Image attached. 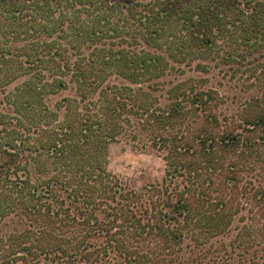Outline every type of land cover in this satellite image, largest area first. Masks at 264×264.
Wrapping results in <instances>:
<instances>
[{
    "label": "trees",
    "instance_id": "obj_1",
    "mask_svg": "<svg viewBox=\"0 0 264 264\" xmlns=\"http://www.w3.org/2000/svg\"><path fill=\"white\" fill-rule=\"evenodd\" d=\"M252 59L222 126L198 75ZM263 98L264 0H0V264H264ZM141 131L165 172L137 185L107 158Z\"/></svg>",
    "mask_w": 264,
    "mask_h": 264
},
{
    "label": "rangeland",
    "instance_id": "obj_2",
    "mask_svg": "<svg viewBox=\"0 0 264 264\" xmlns=\"http://www.w3.org/2000/svg\"><path fill=\"white\" fill-rule=\"evenodd\" d=\"M255 58L257 60V57ZM254 59L250 60L254 64L242 66L237 64L231 66L220 64L214 66L208 75H198L207 77V84L213 86L220 95V104L213 109V112L217 115V119L222 126L231 121L232 123L236 122L235 119H232V116L239 113L251 95L256 94L260 96L262 94L260 83L256 79L261 70L259 67L261 63H256L257 61ZM180 76L175 77L174 75H170L159 79L162 81L159 83L160 91H157V93H162L164 91L162 86H167L172 81L182 78ZM161 98H163V95ZM262 101H264V98ZM187 125L189 124L184 123L182 128ZM146 135L145 131H141L136 138L123 136L110 143L107 158L108 169L137 185L149 184L155 182V180H160L165 172V152L154 147L152 141L148 140ZM240 178V184L244 183L246 179H250L255 185L264 188V167L256 165V173H241ZM245 218L244 221L234 222V227L228 235L223 237V242H239L238 240L241 242H252V239H248L246 236L245 240H243V234L238 239L237 234L242 232L240 231L242 224L244 222L249 223V220Z\"/></svg>",
    "mask_w": 264,
    "mask_h": 264
}]
</instances>
